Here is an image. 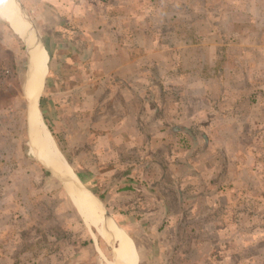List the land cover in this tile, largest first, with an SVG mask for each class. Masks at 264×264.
<instances>
[{
	"label": "rangeland",
	"instance_id": "374dc122",
	"mask_svg": "<svg viewBox=\"0 0 264 264\" xmlns=\"http://www.w3.org/2000/svg\"><path fill=\"white\" fill-rule=\"evenodd\" d=\"M19 2L49 55L38 101L41 121L81 182L99 198L103 196L114 220L137 236L139 247L133 241L141 251L138 264H146L143 242L152 250L162 249L164 236L173 239L170 264H264V121L259 122L249 109L239 127L234 124L242 120L229 114L213 122L209 96L204 94L208 83L203 84L211 71L216 76L212 64L224 56L240 55L237 49L241 50L243 40L264 42V0ZM120 55L126 59L134 55L141 63L120 70ZM165 57L172 65L163 62ZM239 69L237 75H241ZM27 79L24 41L0 17V264H110L107 240L85 224L62 181L35 153ZM239 87L234 84L238 90L231 91L240 92ZM163 91L187 100L203 96L200 118L205 128L193 135L200 138L199 149L206 160L214 155L209 137L218 145V178L201 181L189 165L179 166V157L184 158L190 149L181 154L179 144L177 158L150 150L138 166L132 161L143 158L144 150L123 147L119 151L129 161L122 165H132L135 174L143 173L155 189L140 188L138 195L120 193L121 178L107 175L111 166L100 163L96 150H89L95 143L90 122L101 110L107 127L122 119L123 128L133 130L125 135L143 143L144 137L136 138L134 133L137 122L129 116L124 94L159 96ZM70 92L73 96L67 95ZM209 123L211 131L206 127ZM183 136L188 134L173 136L174 142L183 143ZM114 156L107 162L117 160ZM152 162L160 167L153 168ZM183 173L189 175L187 181ZM205 190L211 195L199 197ZM166 202L170 209L161 229L159 224L145 227L144 214L133 207L136 203L156 209L167 206ZM179 203L187 206L186 211L180 210ZM172 221L176 227L168 228ZM89 238L92 242L84 244ZM174 251L178 253L172 255ZM153 253L150 250L149 258L153 259Z\"/></svg>",
	"mask_w": 264,
	"mask_h": 264
},
{
	"label": "crops",
	"instance_id": "0c3cea01",
	"mask_svg": "<svg viewBox=\"0 0 264 264\" xmlns=\"http://www.w3.org/2000/svg\"><path fill=\"white\" fill-rule=\"evenodd\" d=\"M71 3L75 4L74 2ZM53 4L55 3L53 2ZM247 35L250 36L249 33H247ZM263 36L264 34H261V37ZM249 39L250 38L248 37L247 40L242 41L241 50L240 48L237 49L238 52H240V55L236 51L235 53L238 54L237 57L233 58L230 56H224V59L226 58V61H224L223 59L220 60L219 63L212 64L214 67L213 70H216V76L214 75V71H211V78L203 83H208V86L205 85L206 87L204 94H207L209 96V100H207V102H209L211 110L210 113L213 122H217L221 120L222 117L229 114L231 115V117L234 116L235 118H239L242 120L240 123L234 124L239 127L244 123L245 117L249 116V114H246L249 109L255 111L252 116L258 118L259 122L264 121V42L263 39L258 40L257 42L250 41ZM125 51L126 50H122V53L124 54ZM217 53H219V51ZM165 58L166 59H164L163 62L166 65H172L170 58ZM138 59L139 58L135 57L134 55L129 56L127 59L120 55V64L118 67L120 68V70L139 67L138 64L141 62ZM194 67H198L195 62ZM184 68L186 69V66ZM238 69L240 70L241 75H237ZM182 78L185 77L178 76V79ZM162 83L165 85V82L162 81ZM234 84L240 86V92H232L238 90L236 88L234 89ZM70 94L73 96L72 92L67 95L70 96ZM135 95L129 93L128 96V94L126 95L125 93L124 99L125 105L127 104V106L131 109L129 110V116L134 117L137 122L136 128H134L136 138L144 137L143 143H139L137 140H134L133 137L131 139V137L126 136L128 133L133 134V130L132 128H123V124L121 125L122 119L118 120L117 125L113 124L112 126L110 125L111 127H107V119L105 117V114L102 116L100 115L101 113H103L100 112L101 110L97 111V115H95L93 117V121L90 122L91 124H93L91 134L95 135V143L89 146V150H96L97 154H99V156H97L100 159V163H104L105 166H111L106 169V172H111V174L107 173V175H111V177L113 176V179L121 178L119 179V182H121V184H119L120 188L118 191L120 193H135V195H138L136 194V192H139L140 188L145 189L147 188V186H150L151 189H155V186L148 185L151 182L150 180H147V176H145L143 173L140 174V172L136 174L134 173L132 165L138 166L139 163L146 159L150 150L155 152H164L166 153L165 155L168 158L173 154L175 158H177V152L175 149V146L177 144H179L177 148H180L179 152L181 154L185 153L186 149L190 148L189 152L184 158L179 157L178 165L182 166L183 168L186 164L189 165L191 169L193 168L194 171L197 172L195 174L201 176L198 177V179H201V181L213 180L215 182L218 178L217 171L219 168V157L217 155L218 145H215L214 141H210L211 138L209 137V149L210 151H214V155L213 157H210L208 160H206L207 157L205 158L203 149H199V146L202 143L200 138L193 135L195 134V132L199 131L200 127L205 128V124L200 118L202 116L200 112L201 106L203 103H205L203 100V96H189L187 100L186 98H183L184 96L173 92L170 93L169 91H163L161 95H159L160 97L154 96L152 93L151 95L149 94L146 96H140L139 94ZM92 111H94V109H92ZM95 118L100 119H97L99 121H95ZM236 121L238 122L239 120ZM206 127L208 128V131H211V123L207 124ZM186 133L188 134V137L186 138L185 136H183V143H177V141L174 142L173 136ZM123 134H126L125 140H122ZM170 134H172V136ZM185 139H187V141H185ZM123 147L143 149L144 154L142 155L144 156L137 161H132L133 164L130 165V168H128L127 166L122 165L124 161L127 162L128 160V158H126L127 156L122 154L123 151H119L120 149L122 150ZM114 153L117 155L116 157L114 156ZM112 155L114 156V158H117V160L113 159V162H110L111 160L107 162L109 157H112ZM152 163H154L153 168L156 169L160 167L156 162ZM125 169L130 170L125 171ZM124 174L126 175L123 178L122 176ZM141 175H143L144 177L141 178ZM183 176L184 181H187L188 178L186 176L189 175L185 176V174L183 173ZM153 177V179H155L158 178L159 175H153ZM160 178L161 177L155 180L158 182ZM122 182H125V184H122ZM116 183L117 181H115L114 185H116ZM182 195L185 196L186 194L182 192ZM209 195H211V192H208L206 190L203 196H199V194H197V196L199 197H208ZM166 203L168 204L167 206H156V209L149 206L145 207L141 204L136 203H133V207L134 209H136L135 207L139 208V210L137 211L141 212L140 214H144L145 219L148 222L147 223L145 221V227L149 228L148 225L151 224L150 227L153 228L154 225L159 224L161 225V229L166 226L164 221L166 220L167 214L169 213L168 211L170 209L169 203ZM179 208H181L180 210L184 208L186 211L187 206L184 203H179ZM125 211L131 214L130 210ZM156 211L159 213L158 215L154 214L156 213ZM140 214H138L137 217ZM132 222L136 223L137 219L136 221ZM117 224L130 238H132V240L135 241L136 245L138 246L137 236L128 233V229L125 225H120L118 222ZM170 224L167 225L168 228L176 227L174 226V221L170 222ZM140 239L143 240V236ZM171 241H173L172 238L167 239V237L164 236L161 243V245L164 247L162 249L157 247L156 250H152L146 244V242H143L146 246L145 248L147 253L145 257L146 264H170L171 252L169 244L171 243ZM150 250L151 253H153V251L155 252L153 259L151 257L149 258V256L151 255ZM177 251L179 252V249ZM177 251L172 252V255L178 253ZM140 252L141 251L139 250V256H141ZM180 252H183L184 254L185 250L183 249V251L181 250Z\"/></svg>",
	"mask_w": 264,
	"mask_h": 264
},
{
	"label": "bare ground",
	"instance_id": "6f19581e",
	"mask_svg": "<svg viewBox=\"0 0 264 264\" xmlns=\"http://www.w3.org/2000/svg\"><path fill=\"white\" fill-rule=\"evenodd\" d=\"M0 17L7 20L14 32L31 47L30 58L35 71L27 79L25 94L32 122L31 143L36 155L60 177L63 187L85 224L95 229L112 246L110 264H138L139 252L132 238L112 220L109 225L107 224L104 218L105 211L100 208L97 199L87 191L41 121L38 101L48 71L47 50L37 33L31 30L29 21L19 11L15 0H0Z\"/></svg>",
	"mask_w": 264,
	"mask_h": 264
},
{
	"label": "water",
	"instance_id": "95a60500",
	"mask_svg": "<svg viewBox=\"0 0 264 264\" xmlns=\"http://www.w3.org/2000/svg\"><path fill=\"white\" fill-rule=\"evenodd\" d=\"M15 3L17 4V7H18V9H19V11L21 12V14L23 15V13H22V11H23V8H22V5H21V3L19 2V0H15ZM23 17L26 19V17H25V15H23ZM28 21H29V24H30V28H31V30H34L35 32H36V30H35V28H34V26L31 24V21L29 20V19H27ZM30 34V32L28 33V35ZM24 41V44H25V46H26V48H27V56H28V77H30V76H32L33 74H34V67L32 66V64H31V58H30V53H31V47L28 45V43H27V41H25V40H23ZM41 95V94H40ZM39 100H40V96H39ZM40 109V108H39ZM31 126H32V123L30 124ZM40 162L44 165V167L46 168V169H48L56 178H58L59 180H61L60 179V177L55 173V172H53L52 171V169L50 168V167H48L41 159H40ZM79 178V177H78ZM62 181V180H61ZM85 185V184H84ZM85 188L87 189V191H89L96 199H97V201H98V204H99V206H100V208H102L104 211H105V216H104V218L106 219V222H107V224L109 225L111 222H110V220H112L118 227H119V225L117 224V222L114 220V218H113V215L111 214V212L107 209V207L105 206V204L102 202V199L101 198H99L97 195H95V193L92 191V190H90L86 185H85ZM120 228V227H119ZM113 239L115 240V235L113 234ZM113 240V241H114ZM111 248H112V246H110ZM111 252H112V249H111ZM115 264H117V263H115Z\"/></svg>",
	"mask_w": 264,
	"mask_h": 264
},
{
	"label": "trees",
	"instance_id": "16d2710c",
	"mask_svg": "<svg viewBox=\"0 0 264 264\" xmlns=\"http://www.w3.org/2000/svg\"><path fill=\"white\" fill-rule=\"evenodd\" d=\"M101 198H103V196H101ZM92 242V239L89 238L86 242H84V244H88V243H91Z\"/></svg>",
	"mask_w": 264,
	"mask_h": 264
}]
</instances>
